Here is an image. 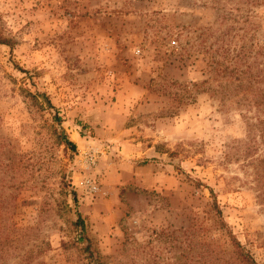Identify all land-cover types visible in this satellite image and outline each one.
Listing matches in <instances>:
<instances>
[{"label": "rangeland", "instance_id": "rangeland-1", "mask_svg": "<svg viewBox=\"0 0 264 264\" xmlns=\"http://www.w3.org/2000/svg\"><path fill=\"white\" fill-rule=\"evenodd\" d=\"M0 34V264L264 263V2L0 0Z\"/></svg>", "mask_w": 264, "mask_h": 264}, {"label": "trees", "instance_id": "trees-1", "mask_svg": "<svg viewBox=\"0 0 264 264\" xmlns=\"http://www.w3.org/2000/svg\"><path fill=\"white\" fill-rule=\"evenodd\" d=\"M220 1V0H219ZM264 2V0H253V3H262ZM237 9H241V7H237ZM5 39L2 37V35L0 34V42H4ZM255 102L258 104V105H264V99H257L255 100ZM67 142V144L71 145L74 147V143L70 140V139H67L65 140ZM218 207V206H217ZM217 212L219 214H221V209L218 207L217 208ZM77 223H80V224H83L84 221L83 219L79 216L78 218V222ZM232 244L234 246V249L237 253V257H238V261L240 262V264H264V263H261L259 261H257L249 252L248 250L241 244V242L235 237L232 235ZM5 244H2L1 243V246H0V252L2 253L3 252V248H4ZM43 250H38L37 253H41ZM33 257V250L31 251H28L27 253V257H26V261H29L31 260V258ZM25 260H22L21 262H18V264H23ZM2 263V262H1ZM98 264H102V262H99Z\"/></svg>", "mask_w": 264, "mask_h": 264}]
</instances>
